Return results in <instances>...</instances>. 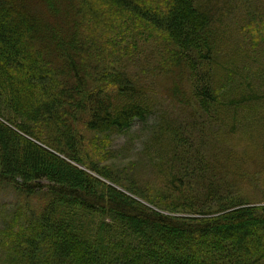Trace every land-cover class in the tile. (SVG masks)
Listing matches in <instances>:
<instances>
[{
	"label": "trees",
	"instance_id": "trees-1",
	"mask_svg": "<svg viewBox=\"0 0 264 264\" xmlns=\"http://www.w3.org/2000/svg\"><path fill=\"white\" fill-rule=\"evenodd\" d=\"M37 1L0 0V188L29 199L45 190L0 227V264H264V204L239 191L251 156L219 137L264 109L244 96L225 49L249 0ZM252 18L264 26V9ZM142 49L154 59L148 85ZM165 92L202 121L170 117ZM152 116L143 152L164 155L168 170L159 210L82 147L92 133L102 159L114 133Z\"/></svg>",
	"mask_w": 264,
	"mask_h": 264
},
{
	"label": "rangeland",
	"instance_id": "rangeland-1",
	"mask_svg": "<svg viewBox=\"0 0 264 264\" xmlns=\"http://www.w3.org/2000/svg\"><path fill=\"white\" fill-rule=\"evenodd\" d=\"M30 1L33 6L40 9L37 0ZM242 2L240 8L241 13L238 15L236 13L230 17L231 22L229 23L230 29H228V33L231 31L229 39H231L233 44L225 47V49L226 51L233 49V59L231 60L235 62L234 64L231 63L234 66L233 77L241 78L239 84L241 85L240 89L243 90L244 96L250 92L261 101H264V26L254 24L252 18L253 14H260L261 8L264 9V0H249L246 4L244 1ZM247 34L258 39L256 41H253V39L243 40L241 35ZM142 50L143 54L138 60V64L142 65V69L145 70L142 81L148 85L150 83V77L147 74L149 73L152 76L151 67L154 64V59L151 57L149 51L146 49ZM229 78L232 79V77ZM152 81L156 89L165 87L163 86L164 81H162V78L159 80L158 78H152ZM159 97L161 102L163 101V104L169 107V116H173L182 125L202 121L203 117L199 113H193L194 107L192 105L189 106L190 108L175 106L178 100L170 92H165ZM170 98L175 103H172ZM249 115V120L245 124L246 130L240 129L235 131L234 121L228 126L225 124L224 129L219 131V137L223 136L225 140L234 146L233 155H242L243 150H245L251 156L249 160L245 159L246 162L244 163L243 172V175L249 179V182L241 183L239 191L241 194L242 191L243 193H248L245 196L248 200H252L256 204H264V167H260L261 165L254 161V159L264 157V154L259 153L255 146L256 144L263 143L262 134L264 125H262V122L264 121V109L259 114L251 111ZM156 119L157 116L156 118L152 116L144 123L135 121L127 131L114 133L112 135L111 146L107 147L108 153L103 154L102 159L95 157L96 155H94L90 148V144L93 141L92 133L89 135L85 133L82 147L86 157L96 163L94 165L108 169L106 171L110 172L111 175H119L126 183L133 185L134 189L141 193L139 195L142 196L139 197L138 194L137 196L125 191L127 195L149 207L159 210L156 206H163L161 199L166 197V191L168 189L167 178L163 176L168 173V170L166 165L164 166L161 163V161L165 160V156L152 151L150 153L143 152L144 142L148 137V126H153ZM237 119L243 120L245 116L238 115L236 121ZM250 128L256 130L251 132ZM180 132L183 133L184 131L180 130ZM159 163L161 164L158 165ZM91 173L109 182L98 174ZM42 183H46V181L43 180ZM116 188L124 191L120 187ZM44 191L37 192L29 199L11 185L0 188V227L13 222V214L18 207L31 211L38 204L44 203Z\"/></svg>",
	"mask_w": 264,
	"mask_h": 264
}]
</instances>
